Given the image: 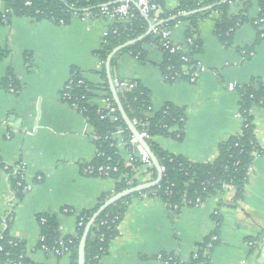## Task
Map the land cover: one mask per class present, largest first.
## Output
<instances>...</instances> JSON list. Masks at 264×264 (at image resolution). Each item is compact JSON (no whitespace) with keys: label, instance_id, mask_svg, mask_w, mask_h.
Masks as SVG:
<instances>
[{"label":"crops","instance_id":"0c3cea01","mask_svg":"<svg viewBox=\"0 0 264 264\" xmlns=\"http://www.w3.org/2000/svg\"><path fill=\"white\" fill-rule=\"evenodd\" d=\"M176 4L177 0H164L167 10ZM230 4L232 15L242 8L241 1ZM259 12L257 1L252 0L249 19H256ZM214 17L199 22L202 50L196 57L195 82L166 81L158 67L162 52L148 45L143 46L146 61L125 53L114 69L117 77L139 81L150 91L153 112L167 102L185 109L183 139L158 136L155 142L192 162L213 161L219 144L240 132L238 87L253 77H264V40L250 58L243 59L239 51L254 41L252 24L236 29L231 46L225 47L216 35ZM186 26L187 22H179L171 29L173 43H183ZM108 27L107 20L93 15L75 17L68 24L13 16L8 24H0V51L6 52L0 60V216L9 211L16 196L3 165L21 166L26 192L14 207L9 234L24 242L26 256L38 264H69V256L57 258L38 247L37 215L70 208L74 213L61 214L59 223L61 238L73 237L76 213L93 207L102 193L114 188L111 178L83 173L84 164L96 154L95 136L78 109L61 98L72 66L80 68L89 82H99L100 62L94 51ZM9 73L17 82L15 92L2 85ZM90 103L105 105L99 95ZM250 114L262 152L251 165L241 200H234V188L228 185L199 206H184L174 217L157 196L133 197L118 224V236L98 264H162L158 258L162 252L187 261L195 245L213 231L214 213L221 217V243L212 251L210 263L264 264V237L259 256L250 252L245 240L264 230V104H254ZM178 129L177 125L171 128ZM115 137L118 152L126 159L125 141L121 135Z\"/></svg>","mask_w":264,"mask_h":264},{"label":"trees","instance_id":"16d2710c","mask_svg":"<svg viewBox=\"0 0 264 264\" xmlns=\"http://www.w3.org/2000/svg\"><path fill=\"white\" fill-rule=\"evenodd\" d=\"M236 1H241L242 8L237 14L232 15L230 3ZM256 1L260 11L256 19H249L247 15L252 0H177L176 6L171 10L165 8L164 0H159L156 1L160 5L159 12L151 11L148 16H144L135 1H131L130 7L135 18L111 24L108 34L103 37L100 48L94 51L100 62V68L96 71L100 78L99 82H89L80 68L71 67L67 88H63L62 92L70 96L67 99L68 103L77 106L95 136V157L88 162L89 164L83 166L84 168L89 165L93 172L85 175L111 178L114 188L111 192L102 193L93 207L76 213L77 227L73 237L61 238L59 223L61 214L74 213L70 208L63 207L57 212L38 214L37 220L40 227L38 247L46 254H53L57 258L68 254L69 264H77L79 240L92 214L115 193L143 183L141 177L148 171H151L148 181L153 180L157 175L152 162L147 172L144 171L140 176L135 175L134 168L141 166L142 162L138 156L134 155L137 144L132 140L131 132L122 119L109 88L105 72V62L109 53L117 46L143 34L151 23L159 22L157 28L171 30L177 23L187 22L184 41L178 44L181 46L179 49L172 50L171 43L165 47L164 42L160 43L155 33L151 32L142 40L120 49L112 57L110 68L112 81L115 79L121 81L122 79L114 73L118 58L129 53L141 61H146L147 51L143 46L154 44L162 52L158 67L164 79L169 82L176 79H188L184 74L183 66H188L190 70L195 69L196 57L202 50L201 40L197 35L199 22L215 15V32L225 47L231 46L236 29L248 22L252 24L255 30L254 41L245 48H239L243 59L250 58L254 47L264 40V0ZM0 2L3 4V10L0 11V24L3 25L8 24L13 16L30 17L35 20L49 19L55 24H68L73 18L83 17L86 14L99 16L102 4H107L110 8L120 4L118 0H0ZM210 5L211 8L182 16L183 13ZM5 55V51H0V60ZM2 85L6 89L13 88L14 92L17 90V82L11 73L3 78ZM238 91L240 94L238 112L242 118L240 132L219 144L217 157L213 161L192 162L185 156L165 150L155 142L158 136L173 137L178 141L183 139V128L186 121L184 108L167 102L158 111L153 112L150 91L136 80L128 81L121 91L116 89L128 118L132 123L134 119L138 121L134 124L138 132L143 130L147 132L148 137L144 139L159 162L162 178L156 186L119 199L97 216L86 239L85 264H98L101 256L108 253L111 241L119 234L118 224L124 215L126 206L133 197L142 194L157 196L166 204L174 217L180 214L184 206H199L209 196L228 185L234 188V200L238 201L243 198L244 187L249 178V168L256 156L262 152L254 134L250 108L254 104H264V77L251 78L247 84L239 86ZM98 95L115 108L116 115L119 117L118 121H112L106 116V110L90 103L92 98ZM174 125L179 127L175 132L171 130ZM118 129L124 136L126 149L134 155L131 166L125 165L126 159L121 157L116 147L117 140L113 134ZM105 167L117 170L110 171L109 177H106L99 172ZM6 171L12 190L17 199L21 200L26 192L25 189L17 184V177L12 174V167H8ZM212 218L216 224L213 231L195 245V250L187 261H181L165 252L160 254L161 260L167 261V264H211L212 251L221 243L219 235L221 217L214 213ZM11 222V219L6 221V228L0 238V264H38L26 256L24 242L10 236ZM79 222L81 225H78ZM263 237L264 230L262 229L256 236L245 239L247 245L251 243L248 245L250 252L256 251L257 255H260ZM60 239L65 242L67 239L71 240L65 243L68 252L62 251ZM58 249L61 250L59 254L55 252Z\"/></svg>","mask_w":264,"mask_h":264},{"label":"built area","instance_id":"2783aa9c","mask_svg":"<svg viewBox=\"0 0 264 264\" xmlns=\"http://www.w3.org/2000/svg\"><path fill=\"white\" fill-rule=\"evenodd\" d=\"M120 2V4L118 6H114V7H109L107 4H102L100 7V15L98 17H102L105 20H107L109 22V27L111 26V24L115 23V22H120V21H124V20H130L135 18V14L134 12L131 10L130 7V2L131 1H135L136 5L139 7L141 13L144 16H148V13L153 11L155 13L159 12L160 10V5L158 2L159 0H118ZM28 3V2H27ZM87 16H89L90 14H86ZM159 23V22H158ZM154 24V23H151ZM105 31L104 36L108 34L109 32V28ZM152 32L155 33V37L159 38V42H164L165 47L169 46V43H171L172 46V50H176L179 49L181 46L178 44H175L172 42V37H171V30L170 29H159L157 28V26L152 30ZM149 47L153 48V49H158L156 45H150ZM160 51V49H158ZM162 50V49H161ZM183 70H184V74L187 75L188 77V81L190 82H195L197 77H198V63L195 65V69L190 70V68L188 66H183ZM68 83V82H67ZM67 83L64 86V89L67 88ZM113 84L115 86L116 89L118 90H122L124 87H126L127 85V81L125 80H118L115 79V81H113ZM11 90H13V88H10ZM61 98L64 101H67V99L70 98V96L65 93L64 91L61 93ZM104 99V98H103ZM105 101V105L103 107H100L101 109H104L107 111L106 116H108L112 121H118L119 117L116 115V110L115 108L106 100ZM68 102V101H67ZM73 106H75L77 108V106L75 104H72ZM99 107V106H98ZM138 121L136 119L133 120V124H136ZM114 136H118L121 135V137L124 136L122 135V133L120 132V130L118 129L117 132H115V134H113ZM139 135L142 138L148 137V134L145 130H143L142 132L139 133ZM132 140L137 144L135 147V154L136 156H138V158L141 160L142 164L141 166H138L136 168H134V172L135 175L140 176L144 171L147 172V169L151 168V160L149 158L148 153L137 143V140L132 136ZM126 143V142H125ZM134 155L131 152H128V156L125 160V165L126 166H131V162L134 159ZM89 164V163H86ZM5 169L8 168V166H4ZM21 166H15L14 168H12V172L13 174H16L17 177V184L19 186H23V188L26 190V187L24 186L23 182H22V174H21ZM116 168H111V167H105V168H101L99 170L100 174H103L106 177H109V172L110 171H116ZM84 174H91L93 172V169L88 165L85 166L82 169ZM251 173V167L249 168V175ZM151 175V171H148L146 174H144L143 176L146 177L145 179L141 180L142 182H146V180L148 181L150 179ZM15 194V193H14ZM17 198L16 196L13 197V201L10 204L11 207L9 209V211L4 214L3 216H0V238L2 236V233L4 231V229L6 228V221L10 220L12 217V213L14 210V207L17 203ZM78 225H81V222L78 223ZM70 239H67L66 242L63 239H60V246H62V251L63 252H68V247L65 245V243L70 242ZM251 243H248V245ZM1 249V246H0ZM61 250H55V252L57 254L60 253ZM158 258L160 259L162 264H167V261H163L160 258V255L158 256ZM17 264V263H14Z\"/></svg>","mask_w":264,"mask_h":264},{"label":"water","instance_id":"95a60500","mask_svg":"<svg viewBox=\"0 0 264 264\" xmlns=\"http://www.w3.org/2000/svg\"><path fill=\"white\" fill-rule=\"evenodd\" d=\"M212 6H206V7H203V8H200L198 10H193V11H190V12H186V13H183L182 16H186V15H189V14H192V13H195L197 11H200V10H204V9H208V8H211ZM85 11H88V9H84ZM158 25V23H154V24H149L147 30L141 34L140 36L132 39V40H129L119 46H117L116 48H114L110 53L109 55L107 56V60L105 62V72H106V75H107V78H108V83H109V88H110V91L112 93V96H113V100L117 106V109L118 111L120 112L121 114V117L122 119L124 120V122L126 123L129 131L131 132V135L137 140V143L148 153L149 155V158L153 164V166L155 167L156 171H157V175L156 177L153 179V180H150V181H146V182H143V183H140V184H137L135 186H132L130 188H126V189H123L122 191H119L117 193H115L114 195H112L111 197H109L91 216V218L89 219V221L87 222L84 230H83V233L81 235V238L79 240V244H78V249H77V264H85V245H86V239H87V236H88V233L90 231V228H91V225L93 224V222L95 221V219L97 218V216L102 212L104 211L109 205L115 203L116 201H118L119 199H122L126 196H129L135 192H141L143 190H146V189H149V188H152L154 186H156L160 181H161V178H162V169L159 165V162L156 158V156L154 155V153L151 151L150 149V146L148 145V143L146 142V140L144 138H142L140 135H139V132L138 130L136 129V127L134 126V124L131 122V120L128 118L127 114L125 113L121 103H120V100H119V97H118V94L116 92V89H115V86L113 84V81H112V74H111V68H110V63H111V59L112 57L122 48L130 45V44H133L135 42H138L140 40H142L144 37H146L147 35H149L152 30Z\"/></svg>","mask_w":264,"mask_h":264},{"label":"rangeland","instance_id":"374dc122","mask_svg":"<svg viewBox=\"0 0 264 264\" xmlns=\"http://www.w3.org/2000/svg\"><path fill=\"white\" fill-rule=\"evenodd\" d=\"M262 252H263V254H264V250H262ZM263 258H264V256H263ZM263 258H261V259H263ZM264 261V260H263Z\"/></svg>","mask_w":264,"mask_h":264}]
</instances>
